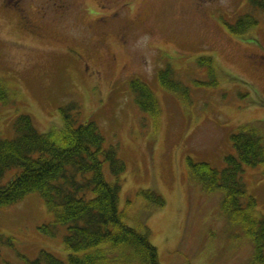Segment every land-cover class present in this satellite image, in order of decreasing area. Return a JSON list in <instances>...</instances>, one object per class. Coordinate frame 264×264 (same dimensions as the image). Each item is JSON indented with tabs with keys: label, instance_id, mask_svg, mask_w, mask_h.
Here are the masks:
<instances>
[{
	"label": "rangeland",
	"instance_id": "374dc122",
	"mask_svg": "<svg viewBox=\"0 0 264 264\" xmlns=\"http://www.w3.org/2000/svg\"><path fill=\"white\" fill-rule=\"evenodd\" d=\"M246 14L256 27L234 35L229 26ZM165 71L180 91L161 85ZM0 80L9 101L0 102V139L15 137L21 115L41 133L60 127V108L78 101L79 121H94L126 165V224L150 212L139 192L164 199L146 219L160 264H259L223 191L188 174L189 161L223 169L238 128L264 122V13L248 0H0ZM140 81L158 101L156 118L138 104ZM103 172L115 182L108 164ZM242 178L264 216V166ZM54 221L39 193L1 209L0 264H29L41 251L67 261L66 227L45 229Z\"/></svg>",
	"mask_w": 264,
	"mask_h": 264
},
{
	"label": "trees",
	"instance_id": "16d2710c",
	"mask_svg": "<svg viewBox=\"0 0 264 264\" xmlns=\"http://www.w3.org/2000/svg\"><path fill=\"white\" fill-rule=\"evenodd\" d=\"M248 2L251 10L264 13V0ZM256 25L257 19L246 14L229 29L238 35ZM199 61L212 65L210 59ZM170 75L168 71L160 74L161 85L180 91V85H175ZM136 87L142 94L139 106L147 111L151 107L156 118L160 110L151 88L141 81ZM6 91L0 80V102L5 105L9 102H5ZM80 109L78 101L62 106V125L45 133L36 128L31 117L21 115L14 124L15 137L0 139V210L39 193L55 216V221L45 227L47 233L55 236L59 225L66 227L67 261L41 251L29 264H160L146 219L154 210L165 207L164 199L153 190L139 192L149 202L150 212L147 217L138 218L135 227L126 224L119 197L120 176L126 165L116 147L106 146L94 121H79ZM263 127L264 122H260L238 128L231 137L235 154L225 157L221 170L204 162H188L192 180L203 182L206 191H223V210L230 222L241 225L251 237L259 264H264V216L255 214L256 200L248 195L242 175L245 167L264 166ZM105 164L116 178L114 183L105 179ZM15 170L16 174L7 179V174Z\"/></svg>",
	"mask_w": 264,
	"mask_h": 264
},
{
	"label": "flooded vegetation",
	"instance_id": "af4514ba",
	"mask_svg": "<svg viewBox=\"0 0 264 264\" xmlns=\"http://www.w3.org/2000/svg\"><path fill=\"white\" fill-rule=\"evenodd\" d=\"M22 15V14H21ZM24 18H26V17H24ZM21 19H23V18H21ZM25 21H23L24 23H26V19H24Z\"/></svg>",
	"mask_w": 264,
	"mask_h": 264
}]
</instances>
